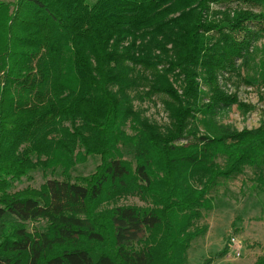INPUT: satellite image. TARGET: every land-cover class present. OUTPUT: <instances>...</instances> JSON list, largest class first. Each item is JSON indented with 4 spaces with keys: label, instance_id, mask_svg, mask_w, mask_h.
<instances>
[{
    "label": "trees",
    "instance_id": "trees-1",
    "mask_svg": "<svg viewBox=\"0 0 264 264\" xmlns=\"http://www.w3.org/2000/svg\"><path fill=\"white\" fill-rule=\"evenodd\" d=\"M261 37L264 0L0 1V264H186L220 180L249 168L264 188V121L215 122L243 106L225 78L259 55L264 77ZM141 93L166 126L134 110ZM39 170L62 179L14 190Z\"/></svg>",
    "mask_w": 264,
    "mask_h": 264
},
{
    "label": "rangeland",
    "instance_id": "rangeland-1",
    "mask_svg": "<svg viewBox=\"0 0 264 264\" xmlns=\"http://www.w3.org/2000/svg\"><path fill=\"white\" fill-rule=\"evenodd\" d=\"M218 9L219 7H213V10ZM253 11L257 12V9ZM256 45L263 47L264 37H261ZM261 58L262 55H259L255 59H250L246 68L239 72V76L224 79L223 89L229 94H236L238 102L243 106L235 105L229 110L219 111L215 116L218 126L237 131L251 130L264 121V77H261L256 70ZM131 96L134 110L141 112L143 117L160 127L167 125L162 97L145 98L142 93L139 96L143 99H138L134 94ZM199 126V134H201L203 128ZM120 151L123 160L133 161L131 147H120ZM218 162L223 164V160ZM98 165L99 157H88L83 163L77 164L70 174L72 177L88 176ZM52 179L61 180L62 177L52 175L49 170L45 172L39 170L31 174L29 179L21 180L14 186V190H22L26 187L39 189L47 180ZM209 196L212 199L213 210L204 212L196 223L198 228L204 227L206 231L191 242L186 253V264H203L208 259H212L210 264H253L264 254V188L257 184L252 171L245 168L241 174L233 178L220 180ZM116 206L144 207L145 205L138 198L128 196L119 200ZM44 228L45 223L40 221L28 225L31 231L41 232ZM230 238L241 244L240 257L235 258L234 251L229 248L226 256L215 258L224 247L228 246Z\"/></svg>",
    "mask_w": 264,
    "mask_h": 264
},
{
    "label": "built area",
    "instance_id": "built-area-1",
    "mask_svg": "<svg viewBox=\"0 0 264 264\" xmlns=\"http://www.w3.org/2000/svg\"><path fill=\"white\" fill-rule=\"evenodd\" d=\"M228 245H229V248L234 251V257L239 258L240 257L241 244L239 242L235 241L234 238H230Z\"/></svg>",
    "mask_w": 264,
    "mask_h": 264
}]
</instances>
